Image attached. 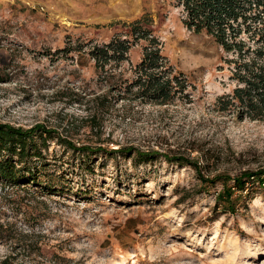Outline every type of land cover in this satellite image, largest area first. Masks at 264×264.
<instances>
[{"label":"rangeland","instance_id":"374dc122","mask_svg":"<svg viewBox=\"0 0 264 264\" xmlns=\"http://www.w3.org/2000/svg\"><path fill=\"white\" fill-rule=\"evenodd\" d=\"M183 17L177 0H0V123L55 130L13 156L15 178L0 175V264H264V176L218 199L222 181L205 187L165 158L229 185L264 168V120L216 105L235 86L230 54ZM143 34L188 77L191 102L141 100L124 81ZM116 38L125 59L98 64L90 49Z\"/></svg>","mask_w":264,"mask_h":264},{"label":"trees","instance_id":"16d2710c","mask_svg":"<svg viewBox=\"0 0 264 264\" xmlns=\"http://www.w3.org/2000/svg\"><path fill=\"white\" fill-rule=\"evenodd\" d=\"M177 4L183 8L182 21L190 31L211 35L223 51L230 54L224 58V62L228 64L230 78L234 80L235 86L232 91L217 96L218 109L224 113H233L240 121L245 118L264 120V0H177ZM139 24L134 23L135 30L141 29ZM141 37L148 39L150 44L145 46L140 63L132 67L133 77H126L124 81L131 82L130 88L136 87V94L141 100L160 104L171 103L178 97L191 102V82L183 72H176L168 57L163 55L160 39L148 37L147 34ZM129 49L130 43L127 40L116 38L103 46L94 45L89 54L98 59V64L103 58L102 65H105L113 58L121 62ZM94 116H88L90 122ZM91 126L92 129L97 128L92 122ZM54 131L42 123L25 129L0 123V152H9L5 161L0 159V175L5 179L15 178L16 162L13 156L23 158L31 148L35 135H52ZM65 142L75 150H90L87 145L78 147L70 141ZM120 152L135 155L142 162L156 155L152 150L142 151L134 146L123 147ZM165 158L171 162L192 165L205 187L222 181L224 193L218 194V199L225 193L229 199L234 189L246 190L248 181L264 176V168L256 172L247 170L233 177L234 184L229 185L231 176H206L201 173L197 161L179 155H165Z\"/></svg>","mask_w":264,"mask_h":264}]
</instances>
